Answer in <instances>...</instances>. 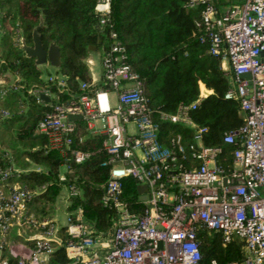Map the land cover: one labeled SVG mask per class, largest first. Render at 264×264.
Segmentation results:
<instances>
[{
	"label": "built area",
	"instance_id": "1",
	"mask_svg": "<svg viewBox=\"0 0 264 264\" xmlns=\"http://www.w3.org/2000/svg\"><path fill=\"white\" fill-rule=\"evenodd\" d=\"M189 7H203L201 25L209 52L222 61L230 81L226 98L239 103L243 125L225 133L223 145L205 146L207 128L190 117L196 101L181 105L176 113H160V120L192 131L190 140L178 134L164 145L142 81L111 34L113 41L101 52L102 76L98 82L81 84L84 94L62 101L48 84L29 87L28 93L50 108L37 133L49 138L51 148L72 144L76 126L70 115L81 116L90 134L105 137L103 149L111 167L102 201L115 211L112 228L96 232L77 208L67 212L68 239L63 242L50 220L39 222L27 214L37 193L22 186L21 170L11 158L10 166L0 165V264H9L2 257L4 251L15 264H48L60 245L69 258L65 264H200L199 228L220 233L224 245L241 241L246 253L243 264H264V0H246L241 7L221 10L213 0H190ZM96 13L102 26L108 24L109 0H98ZM2 19L0 9L1 32ZM17 25L13 41L22 48L23 32ZM245 74L250 78H243ZM6 76L9 81L0 75L1 98L24 87L19 74ZM47 82L55 83L60 93L66 86L62 77L50 76ZM224 146L234 148L228 169L219 164ZM73 157L84 163L90 154L78 150ZM127 177L147 187L139 194L144 212H132L122 199ZM65 190L69 206L80 191L75 186ZM28 227L45 229L32 238L33 246L17 239Z\"/></svg>",
	"mask_w": 264,
	"mask_h": 264
},
{
	"label": "trees",
	"instance_id": "2",
	"mask_svg": "<svg viewBox=\"0 0 264 264\" xmlns=\"http://www.w3.org/2000/svg\"><path fill=\"white\" fill-rule=\"evenodd\" d=\"M217 9L241 7L246 0H213ZM190 0H109L110 22L100 24L96 13L98 0H0L3 16L0 31V75L9 81L7 73H17L24 87L0 97V165L8 167L11 158L21 170L22 186L37 194L28 203L27 214L39 222L50 220L54 225L63 191L75 186L80 193L72 197L67 212L83 210L84 218L98 233L111 230L115 211L103 205L105 185L110 176L108 155L103 149V135H91L82 120H73L76 132L72 144L63 149L50 147L49 138L38 134L39 123L50 108L39 103L29 87L49 85L62 101L84 94L81 84H91L93 78L87 65L91 48L102 52L113 41L111 34L124 47L126 61L140 77L153 119L159 123V137L166 145L172 136L181 134L191 139L192 131L179 124L160 120V113L173 114L178 108L199 101L190 111L192 120L206 127L203 136L207 147L223 145L225 133L243 125L239 103L227 99L230 81L222 68V61L209 51V41L201 25L203 7L190 8ZM45 49L56 43L61 52L57 76L65 80L60 93L55 83L47 82L35 59L28 58L14 41L18 25L24 41L33 45V32L39 26ZM60 75V76H59ZM201 85L211 93L202 97ZM8 140L3 142V134ZM6 144V148H4ZM225 151L219 164L228 169L233 164L232 146ZM90 154L84 163L74 160L73 152ZM39 168L40 171L36 169ZM65 168L64 171L62 169ZM65 180H61V176ZM122 199L134 213L144 212L146 205L139 199L137 182L123 179ZM44 231V228L28 227ZM61 240L68 239L67 227L59 230ZM18 240L20 238H17ZM200 264H243L246 258L243 243L233 241L224 245L218 232L199 228ZM21 240V239H20ZM34 245V240L25 241ZM9 264L16 260L4 251ZM69 261L65 247L58 246L48 264Z\"/></svg>",
	"mask_w": 264,
	"mask_h": 264
},
{
	"label": "water",
	"instance_id": "3",
	"mask_svg": "<svg viewBox=\"0 0 264 264\" xmlns=\"http://www.w3.org/2000/svg\"><path fill=\"white\" fill-rule=\"evenodd\" d=\"M43 27V19L41 18L40 24L35 28L33 32V45H28L24 40L22 41V49L25 52L28 58L35 59L37 66L41 67L45 64H50L54 68H59L61 65V52L60 48L56 43H52L48 49H45L43 42L41 40L40 29ZM92 52H95V48H91ZM243 78L249 79L250 75L245 74ZM45 101H49L47 97H43ZM70 121L80 120L81 116L70 115L68 118ZM140 192H147L146 186H139ZM144 200H147L148 197L144 196Z\"/></svg>",
	"mask_w": 264,
	"mask_h": 264
},
{
	"label": "rangeland",
	"instance_id": "4",
	"mask_svg": "<svg viewBox=\"0 0 264 264\" xmlns=\"http://www.w3.org/2000/svg\"><path fill=\"white\" fill-rule=\"evenodd\" d=\"M93 58V60L95 61V63L97 64L95 67H94V74L96 76H100V73H101V67L100 65L98 64L99 63V59H98V55L97 54H92L91 56ZM41 69L43 71V79L44 80H47L50 76H57V68H54L52 67L50 64H45L43 66H41ZM60 76V75H59ZM204 93V92H203ZM3 135V142H6L8 140V136L4 133L2 134ZM6 144L4 146V148H6ZM65 168L62 169V171H64ZM61 201V200H60ZM59 201V202H60ZM66 209L62 206L60 207V204L58 205V210L56 212V222L54 223V226H55V229H56V233L55 235L57 236L58 235V231L62 228V227H65L66 226ZM27 231H29V228H26Z\"/></svg>",
	"mask_w": 264,
	"mask_h": 264
},
{
	"label": "crops",
	"instance_id": "5",
	"mask_svg": "<svg viewBox=\"0 0 264 264\" xmlns=\"http://www.w3.org/2000/svg\"><path fill=\"white\" fill-rule=\"evenodd\" d=\"M97 54L98 55V59H99V65H100V67H101V73H100V76H96L95 74H94V67L97 65L96 63H95V61L93 60V58L91 57L92 56V54ZM86 62H87V65H88V67H89V69H90V72H91V75H92V78L94 79V81L95 82H98L99 80H100V78H101V76H102V62H101V52H93V53H91L90 55H89V57L87 58V60H86ZM201 90H202V92H204L203 94L205 95V96H207V94H209V93H211L210 91H208L206 88H205V86L204 85H202L201 86ZM100 126V125H99ZM92 135V134H91ZM63 176V175H62ZM63 195L61 196V201L59 202V204H60V207H64L65 209H66V215H67V207H68V203H67V201H66V190H64L63 191V193H62ZM65 219H66V217H65ZM57 220H56V218L54 219V223L56 222ZM66 227V226H65ZM22 237H20V239H21V241L23 242V243H25V241H27V240H30V239H32V238H38L39 236H41V234H42V231H37V230H29V231H27L26 229H23L22 231Z\"/></svg>",
	"mask_w": 264,
	"mask_h": 264
}]
</instances>
